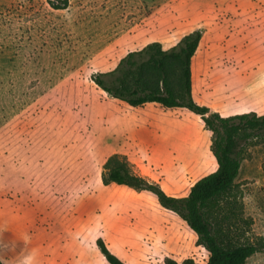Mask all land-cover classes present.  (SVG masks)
I'll list each match as a JSON object with an SVG mask.
<instances>
[{
  "label": "rangeland",
  "instance_id": "rangeland-1",
  "mask_svg": "<svg viewBox=\"0 0 264 264\" xmlns=\"http://www.w3.org/2000/svg\"><path fill=\"white\" fill-rule=\"evenodd\" d=\"M198 29L194 100L222 115L264 113V0H0V259L6 264L205 263L197 234L154 192L102 182L118 153L176 197L212 172V132L199 115L131 106L92 75L151 41ZM212 105V106H211ZM229 219L264 264V136L244 148Z\"/></svg>",
  "mask_w": 264,
  "mask_h": 264
},
{
  "label": "trees",
  "instance_id": "trees-1",
  "mask_svg": "<svg viewBox=\"0 0 264 264\" xmlns=\"http://www.w3.org/2000/svg\"><path fill=\"white\" fill-rule=\"evenodd\" d=\"M54 8H66L68 0H48ZM201 32L192 30L169 48L159 41L128 51L111 70L92 75L91 79L108 95L131 106L148 102L162 108L183 107L199 115L212 132L211 152L216 168L200 177L187 195L176 197L156 184L132 172L127 159L109 155L102 170V182L126 185L154 192L160 204L176 212L197 234V240L208 251L205 263L191 259L183 262L167 257L164 264H246L256 247L238 239L229 219L231 197L236 195L245 145L264 136V113L254 111L222 116L209 106L197 103L191 90V58ZM96 243L109 264H126L111 252L101 238ZM0 264H6L0 259Z\"/></svg>",
  "mask_w": 264,
  "mask_h": 264
},
{
  "label": "crops",
  "instance_id": "crops-1",
  "mask_svg": "<svg viewBox=\"0 0 264 264\" xmlns=\"http://www.w3.org/2000/svg\"><path fill=\"white\" fill-rule=\"evenodd\" d=\"M69 1V3H71V0H68ZM193 95V94H192ZM193 97H194V95H193ZM212 106V105H211ZM211 108H215L214 110H217L216 109V107H214V106H212ZM222 115V114H221ZM222 116H226V115H222Z\"/></svg>",
  "mask_w": 264,
  "mask_h": 264
}]
</instances>
